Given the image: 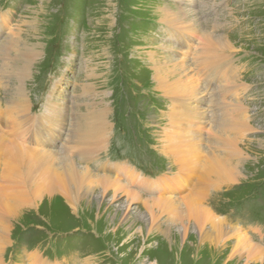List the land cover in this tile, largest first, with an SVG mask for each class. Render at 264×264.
Returning a JSON list of instances; mask_svg holds the SVG:
<instances>
[{
	"label": "rangeland",
	"instance_id": "374dc122",
	"mask_svg": "<svg viewBox=\"0 0 264 264\" xmlns=\"http://www.w3.org/2000/svg\"><path fill=\"white\" fill-rule=\"evenodd\" d=\"M180 6L195 16L204 32L217 29L216 35L229 37L234 44L235 49L228 51L235 73L231 81L240 89L232 98L242 105L248 127L237 136V147L243 153L240 162L229 151L215 149L218 140L214 137L208 140L209 148H204L234 162L241 180L230 184L204 182L196 175L183 190L166 196L179 204V199L198 193L219 217L245 230L259 228L264 236V0H0V13L12 12V23L24 37L35 35L37 44L41 43L40 61L30 72L34 76L29 88L32 110L42 112L50 90L60 81L62 89L54 100L68 110L60 146L71 135L75 121L71 115L75 119L80 113L87 115L94 102L102 103L95 105L97 108L106 105L111 123L108 144L89 161V167L94 177L114 178L113 173L102 172V165L128 164L137 173L134 184L123 176L119 179L123 187L141 197L129 202L127 194L119 193L118 201L109 203L112 194L106 192L105 205L94 200L91 211L79 207L76 214L67 203L52 208L55 204L45 201L40 209L27 211L17 222H11L0 264H29L28 256L34 253L51 264L213 263L208 250L198 262L192 259L190 247L202 244L194 227L184 238L179 236L180 225L173 226L169 236L177 235L180 247L187 244L184 254L171 248L166 229L178 223L168 211L160 217L163 231L151 227L149 231L144 221L149 213L143 203L159 198L161 191L154 180L178 173L160 143L168 127L170 100L154 85L151 60L175 63L180 45L170 37L159 12ZM6 40L5 33L0 32V45ZM208 114L211 121L213 114ZM84 165L78 163L81 168ZM182 174L188 180V175ZM93 189L96 195L103 193L99 183ZM126 209L131 218L123 220ZM150 235L155 238L145 240ZM254 237L259 241L257 233ZM260 262L250 264H264V260Z\"/></svg>",
	"mask_w": 264,
	"mask_h": 264
},
{
	"label": "bare ground",
	"instance_id": "6f19581e",
	"mask_svg": "<svg viewBox=\"0 0 264 264\" xmlns=\"http://www.w3.org/2000/svg\"><path fill=\"white\" fill-rule=\"evenodd\" d=\"M159 13L161 21L169 29L170 37L180 45L175 63L155 58L151 60L154 85L170 100V110L166 115L168 127L167 130L164 129L160 143H163L162 151L178 173L154 180L161 191L159 198L143 203L149 213L148 219L142 215L144 221L148 222L149 231L150 227L163 231L160 217L166 211L171 213L178 224L166 227V241L171 248L182 254L187 243L182 247L178 246L177 235L169 236V232L180 225L179 236L186 238L190 228L194 227L202 243L197 246L193 243L190 247L189 253L193 255L191 257L194 261L198 262L205 250L209 251V260L214 264H250L263 261L264 236L259 228L245 230L232 225L226 217H219L206 207V199L198 193L179 199V204L173 197L166 196L170 192L183 190L192 176L196 175H199V181L204 182L230 184L241 180L242 174H239L234 162L216 155L213 150L206 152L204 148L205 145L209 148L211 143L208 140L214 137L218 140L215 149L223 148L239 161L243 153L237 147V136L248 125L242 105L232 98V94H236L240 86L231 81L235 73L230 64L232 55L228 51L235 47L230 43L229 37L216 35L217 29L204 32L203 26L197 25L193 19L194 15L181 6L178 10L165 7ZM0 32H4L7 39L0 45L1 253L9 238L11 222H17L27 211L40 209L45 201L55 204L52 208L63 206V202L67 203L76 214L79 207L91 211L90 206L94 200L103 204L106 192L112 194L109 203L118 201L119 193L127 194L129 202L141 197L123 187L122 180L119 179L123 176L131 184L135 182L137 173L128 164L112 167L102 165V172L113 173L114 178L109 175L94 177L89 167V161L103 152L108 144L111 124L107 119L108 107L105 105L97 108L95 105L102 103L94 102L87 115L80 113L76 119L74 114L71 115L75 120L72 130L68 127L71 135L59 146L68 119L66 106L54 100V95L62 89L60 81L50 90L42 105V112L35 113L32 110L29 88L34 76L31 77L30 72L40 61L41 43L37 44L35 35L29 39L24 37L12 23V12L0 13ZM93 61L94 58H91V63ZM87 75V78L91 76L89 73ZM208 113L213 114L211 121ZM80 161L85 163L82 168L78 166ZM182 173L188 175V180L182 178ZM97 183L102 186L103 193L96 195L93 185ZM129 209L123 212V220L131 218ZM256 233L259 241L254 237ZM154 238L155 235H150L145 240ZM195 239L198 241L197 237ZM34 254L28 256L29 264H51L37 253ZM176 256L179 260V254ZM238 259L243 262H236Z\"/></svg>",
	"mask_w": 264,
	"mask_h": 264
}]
</instances>
